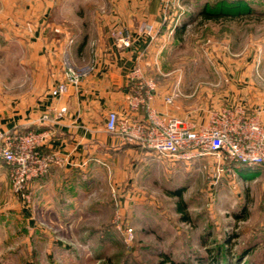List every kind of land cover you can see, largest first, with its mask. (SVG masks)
Wrapping results in <instances>:
<instances>
[{
  "label": "rangeland",
  "instance_id": "obj_1",
  "mask_svg": "<svg viewBox=\"0 0 264 264\" xmlns=\"http://www.w3.org/2000/svg\"><path fill=\"white\" fill-rule=\"evenodd\" d=\"M158 2L173 21L177 15L176 23L189 19L181 31H170L176 37L160 62L178 73L177 109L197 101L210 109L228 100H264V0ZM105 3L0 0L3 119L10 102L36 94L41 76L33 71L47 64L29 58L35 47L26 45L28 23L52 24L49 35L56 37L58 24L89 22ZM203 10L219 18L203 19ZM155 79L168 84L167 77ZM128 168L108 173L97 166L74 196L64 197L57 186L43 195L26 187L22 196L0 163V264H264V172L250 174L252 166L222 165L210 156L171 161L156 154L130 157ZM118 222L132 229L130 239Z\"/></svg>",
  "mask_w": 264,
  "mask_h": 264
},
{
  "label": "crops",
  "instance_id": "obj_2",
  "mask_svg": "<svg viewBox=\"0 0 264 264\" xmlns=\"http://www.w3.org/2000/svg\"><path fill=\"white\" fill-rule=\"evenodd\" d=\"M107 1L93 9L94 15L89 22L76 19L74 23L58 24L56 37H50L52 24L44 20L35 19L25 27L30 36L26 45L35 47L34 57L30 53L29 58H37L47 64L33 71L41 76L35 87L36 94L26 101L17 99L10 102L6 119L0 113V129H4L2 124L8 123L7 130L19 133L44 131L47 136L40 151L56 153L65 161L63 165L51 168L45 176L31 180L27 185L31 194L43 195L49 187L57 186L64 190V197L74 196L82 179L85 176L91 178L97 166L108 173H127L130 157L138 159L155 155L105 129L109 111H115L120 118H144L142 109L136 112L129 109V101L139 85V79L133 77L137 68L143 78L155 82L152 105L162 117L169 115L207 123L212 111L237 108L244 116H254L264 124V100L250 105L228 100L224 104H212L210 109L206 102L197 101L187 111L177 109L176 99L171 104H164L163 96L177 88L176 80L172 78L178 73L173 69H161L160 62L164 50L176 37L175 33L171 36L170 31L173 33L186 27L189 19L176 23L177 15L173 21L169 14L171 10L162 9L158 0ZM187 12L179 13L185 16L189 14ZM141 22L155 26V38L137 33ZM121 28L127 29L133 37L129 47L116 44V33ZM66 64L90 69L77 86L69 85L63 93L52 95L50 91L63 79ZM156 75L167 77L168 84L161 85L156 81ZM61 107H65V111L59 113ZM44 114H47L46 119L41 118ZM204 158L208 157L199 160ZM257 172H264V166H252L249 173L256 175Z\"/></svg>",
  "mask_w": 264,
  "mask_h": 264
},
{
  "label": "built area",
  "instance_id": "obj_3",
  "mask_svg": "<svg viewBox=\"0 0 264 264\" xmlns=\"http://www.w3.org/2000/svg\"><path fill=\"white\" fill-rule=\"evenodd\" d=\"M137 33L153 39L157 31L152 23L141 22ZM132 40L127 29L121 28L116 33L118 47H129ZM87 70L66 64L63 79L50 93L59 95L69 85L77 86ZM133 77L139 79V85L129 101V109L134 112L142 109L144 118H120L115 111H109L105 120L108 132L117 133L124 141L136 143L171 161H190L210 156L222 165L234 163L247 167L264 166V124L256 117H246L237 108L212 111L207 123H196L187 118L169 115L162 117L152 105L155 82L143 78L138 68L133 71ZM175 95V89L164 95V104H171ZM64 111L65 107L59 109V113ZM41 118L46 119L47 114ZM46 136L44 131L29 130L19 133L0 129V161L8 166L11 185L22 196L31 180L46 175L51 168L65 162L56 153L40 151ZM214 176L213 183L217 181L219 173ZM118 228L126 239L131 238L130 227L119 223Z\"/></svg>",
  "mask_w": 264,
  "mask_h": 264
},
{
  "label": "trees",
  "instance_id": "obj_4",
  "mask_svg": "<svg viewBox=\"0 0 264 264\" xmlns=\"http://www.w3.org/2000/svg\"><path fill=\"white\" fill-rule=\"evenodd\" d=\"M236 12H239V11H236ZM230 13H234V12L231 11ZM200 15H201V17L203 19H216V18H219V16H217V14H214L212 11H205V10H203ZM222 15H224V14H222ZM178 31H181V30H178Z\"/></svg>",
  "mask_w": 264,
  "mask_h": 264
}]
</instances>
